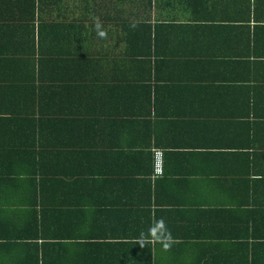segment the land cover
<instances>
[{"label": "crops", "instance_id": "crops-1", "mask_svg": "<svg viewBox=\"0 0 264 264\" xmlns=\"http://www.w3.org/2000/svg\"><path fill=\"white\" fill-rule=\"evenodd\" d=\"M0 264H264V0H0Z\"/></svg>", "mask_w": 264, "mask_h": 264}, {"label": "built area", "instance_id": "built-area-1", "mask_svg": "<svg viewBox=\"0 0 264 264\" xmlns=\"http://www.w3.org/2000/svg\"><path fill=\"white\" fill-rule=\"evenodd\" d=\"M162 172H163L162 152L160 150H156L154 152L153 174L157 176V175H161Z\"/></svg>", "mask_w": 264, "mask_h": 264}]
</instances>
